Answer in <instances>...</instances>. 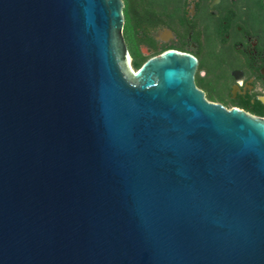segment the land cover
<instances>
[{
  "label": "water",
  "instance_id": "obj_1",
  "mask_svg": "<svg viewBox=\"0 0 264 264\" xmlns=\"http://www.w3.org/2000/svg\"><path fill=\"white\" fill-rule=\"evenodd\" d=\"M123 0H0V264H264V116L136 70Z\"/></svg>",
  "mask_w": 264,
  "mask_h": 264
},
{
  "label": "flooded vegetation",
  "instance_id": "obj_2",
  "mask_svg": "<svg viewBox=\"0 0 264 264\" xmlns=\"http://www.w3.org/2000/svg\"><path fill=\"white\" fill-rule=\"evenodd\" d=\"M123 2L134 70L166 50L189 53L197 59L194 86L205 100L264 116V1Z\"/></svg>",
  "mask_w": 264,
  "mask_h": 264
},
{
  "label": "trees",
  "instance_id": "obj_3",
  "mask_svg": "<svg viewBox=\"0 0 264 264\" xmlns=\"http://www.w3.org/2000/svg\"><path fill=\"white\" fill-rule=\"evenodd\" d=\"M124 1H125V3L128 2V0H124ZM262 1H264V0H262ZM123 12H124V16H125L126 21H127V19H128V14H129V9H128L127 6L124 7Z\"/></svg>",
  "mask_w": 264,
  "mask_h": 264
},
{
  "label": "rangeland",
  "instance_id": "obj_4",
  "mask_svg": "<svg viewBox=\"0 0 264 264\" xmlns=\"http://www.w3.org/2000/svg\"><path fill=\"white\" fill-rule=\"evenodd\" d=\"M153 1H155V2H158V3H162V2H165V1H168V0H153ZM130 15L128 14V19L130 18L129 17ZM127 19V20H128ZM131 26V25H130ZM130 26H129V28H130Z\"/></svg>",
  "mask_w": 264,
  "mask_h": 264
}]
</instances>
